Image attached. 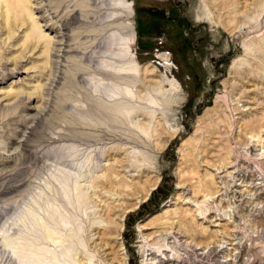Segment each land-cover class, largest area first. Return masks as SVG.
Returning <instances> with one entry per match:
<instances>
[{
  "label": "rangeland",
  "instance_id": "rangeland-1",
  "mask_svg": "<svg viewBox=\"0 0 264 264\" xmlns=\"http://www.w3.org/2000/svg\"><path fill=\"white\" fill-rule=\"evenodd\" d=\"M21 1L0 0V264H264V0Z\"/></svg>",
  "mask_w": 264,
  "mask_h": 264
},
{
  "label": "bare ground",
  "instance_id": "bare-ground-1",
  "mask_svg": "<svg viewBox=\"0 0 264 264\" xmlns=\"http://www.w3.org/2000/svg\"><path fill=\"white\" fill-rule=\"evenodd\" d=\"M5 1H7V5H13L14 7H18V6L20 7L21 5H24L21 0H5ZM123 8L126 11L127 8L126 7H123ZM125 16H126L127 20H129L132 17V14H131V12L128 11V13L127 12L125 13ZM65 194H66V197L69 196L68 195L69 193L67 190H66ZM31 228L33 230H39V229L42 230L40 221L32 222ZM46 233H47V235L48 234L51 235L50 230L47 231ZM19 239L20 238H18V240ZM20 241H22V240H20ZM19 243H22V242H19ZM22 244H24V243H22ZM22 244H20L18 246H21ZM15 245H17V244H15ZM24 245H22L18 250L17 249L12 250L13 256L18 261V264H47V263L52 264L53 260H51L52 256L50 253H46L43 250H39L38 248H36L35 244H30V246L28 245L29 247H23ZM9 247H11V246H9Z\"/></svg>",
  "mask_w": 264,
  "mask_h": 264
}]
</instances>
